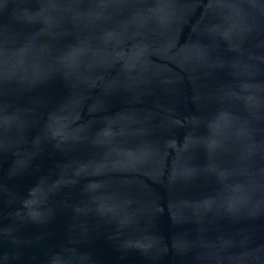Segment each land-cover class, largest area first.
Returning <instances> with one entry per match:
<instances>
[{
    "label": "water",
    "instance_id": "95a60500",
    "mask_svg": "<svg viewBox=\"0 0 264 264\" xmlns=\"http://www.w3.org/2000/svg\"><path fill=\"white\" fill-rule=\"evenodd\" d=\"M0 264H264V0H0Z\"/></svg>",
    "mask_w": 264,
    "mask_h": 264
}]
</instances>
